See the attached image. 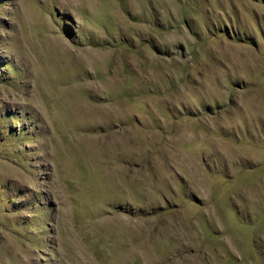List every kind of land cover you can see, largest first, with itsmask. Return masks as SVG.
Masks as SVG:
<instances>
[{
  "label": "rangeland",
  "instance_id": "rangeland-1",
  "mask_svg": "<svg viewBox=\"0 0 264 264\" xmlns=\"http://www.w3.org/2000/svg\"><path fill=\"white\" fill-rule=\"evenodd\" d=\"M0 264H264V0H0Z\"/></svg>",
  "mask_w": 264,
  "mask_h": 264
}]
</instances>
